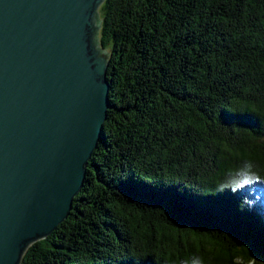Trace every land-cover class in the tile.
Masks as SVG:
<instances>
[{
	"label": "trees",
	"instance_id": "trees-1",
	"mask_svg": "<svg viewBox=\"0 0 264 264\" xmlns=\"http://www.w3.org/2000/svg\"><path fill=\"white\" fill-rule=\"evenodd\" d=\"M107 120L65 222L21 264H264V0H105ZM264 192V185H256Z\"/></svg>",
	"mask_w": 264,
	"mask_h": 264
},
{
	"label": "water",
	"instance_id": "water-1",
	"mask_svg": "<svg viewBox=\"0 0 264 264\" xmlns=\"http://www.w3.org/2000/svg\"><path fill=\"white\" fill-rule=\"evenodd\" d=\"M105 0H0V264L67 220L107 120Z\"/></svg>",
	"mask_w": 264,
	"mask_h": 264
},
{
	"label": "clouds",
	"instance_id": "clouds-1",
	"mask_svg": "<svg viewBox=\"0 0 264 264\" xmlns=\"http://www.w3.org/2000/svg\"><path fill=\"white\" fill-rule=\"evenodd\" d=\"M264 185V175L257 169V165L252 161H245L239 169L229 172L225 180L218 185L220 190L231 189L233 192L247 189L245 202L250 205L262 203L264 192H258L256 185ZM264 205V204H262ZM192 264H202L199 257L193 259Z\"/></svg>",
	"mask_w": 264,
	"mask_h": 264
}]
</instances>
